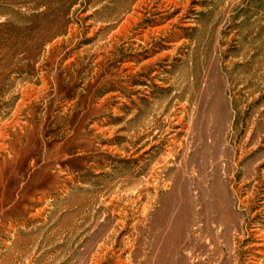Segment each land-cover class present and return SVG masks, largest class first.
<instances>
[{"label": "rangeland", "instance_id": "374dc122", "mask_svg": "<svg viewBox=\"0 0 264 264\" xmlns=\"http://www.w3.org/2000/svg\"><path fill=\"white\" fill-rule=\"evenodd\" d=\"M0 264H264V0H0Z\"/></svg>", "mask_w": 264, "mask_h": 264}]
</instances>
